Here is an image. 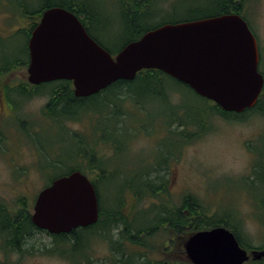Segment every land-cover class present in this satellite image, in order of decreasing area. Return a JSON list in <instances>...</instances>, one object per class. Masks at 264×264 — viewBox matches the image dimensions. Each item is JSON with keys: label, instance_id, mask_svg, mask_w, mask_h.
Returning <instances> with one entry per match:
<instances>
[{"label": "rangeland", "instance_id": "obj_1", "mask_svg": "<svg viewBox=\"0 0 264 264\" xmlns=\"http://www.w3.org/2000/svg\"><path fill=\"white\" fill-rule=\"evenodd\" d=\"M83 1L96 13L93 32L106 47L114 53L119 52L128 39L121 6L124 1L132 0ZM223 1H160L153 8L154 13L147 19V23L153 26L187 17L205 16L213 13L216 4H222ZM3 2L8 1L0 0V3ZM26 4L31 10H36L42 6L43 0H28ZM243 9V18L259 46V70L264 73V0H245ZM24 19L22 14L13 11L11 7L0 4L1 30L25 27ZM35 21L38 22L36 19ZM32 22L34 24V19ZM25 43L26 38L22 34L16 36L10 32L1 36L0 61L8 64L17 56H22ZM49 90V87H44L41 91H36L29 102L19 109V119H26L29 128L27 132H21L19 129H22V126L18 123V134L11 138L16 140V145L9 147L6 138L5 152L0 153V204L16 208L19 197H25L30 203L31 213L35 199L45 185L53 178L69 172L75 153L79 149L93 145L97 125L95 118L90 114L76 122L58 123L47 117L45 109L50 101ZM179 90L180 95H175L174 103L198 107L204 104L185 87H179ZM144 106L145 110L141 115L128 118L124 122L126 133L120 143L121 154H113V150L106 146L100 149L102 154H107L110 158L107 166L110 173L98 185L99 204L106 210H113L123 197L124 210L130 211V214L136 217L130 219L133 230L123 234L125 226L120 223L119 226L110 225L108 230L92 231L93 235H86L87 238L82 240L83 245L79 247L76 263L81 261L88 264V258L92 264H114L117 256L122 255V252H116L118 247L123 248L125 256L135 255L134 242L130 243L135 240H143V246L142 242L135 245L144 247L145 253H152L150 248L154 247L155 243L158 245L167 240L166 234L152 232L149 237L144 238L145 235H141L134 240L128 237V234L136 235L137 227L148 229L149 225L153 226L154 215L149 210H161L160 206L163 204L169 209L179 207L185 195L189 193L196 195L203 206L208 208L207 211L218 210L221 215L240 212L245 216L256 213L263 226L257 221L260 225L258 231L251 224L247 225V229L257 235L253 237L252 245L264 247V114L250 115L243 122L226 121L220 116L212 115L200 137L190 136L189 139H184L178 132H170L175 127L169 126L173 119V109L169 104L148 95ZM137 108L128 105L127 110L137 113ZM175 117L188 120L194 116L190 112L187 115L177 112L174 119ZM142 124L145 130L136 133L135 130ZM133 133L138 134V137L132 140L135 135ZM129 138L131 140L127 144ZM166 158L169 162L157 173H152L153 177L156 176L154 178L159 176L160 184L166 182L168 190L162 197L147 196L137 202L136 198L125 193L129 183L135 186L139 183L134 179L136 170L146 172L148 164L155 165ZM76 161L74 163L82 162L79 159ZM55 162L61 163L63 167L59 166L48 174L42 172V168ZM253 166H256L254 170ZM87 176L93 181L97 178L94 173ZM187 240L188 238L183 242V247L182 244L176 247L171 256L182 258ZM54 241L49 234L39 232L25 244V253L22 256L13 254L9 256V261H6L0 249V264H73L59 254L45 253L46 249L52 248Z\"/></svg>", "mask_w": 264, "mask_h": 264}, {"label": "water", "instance_id": "obj_2", "mask_svg": "<svg viewBox=\"0 0 264 264\" xmlns=\"http://www.w3.org/2000/svg\"><path fill=\"white\" fill-rule=\"evenodd\" d=\"M33 85L71 81L76 98H90L144 70H158L188 86L223 111L242 114L255 107L264 88L255 36L238 14L167 23L112 55L62 7L45 10L29 42ZM99 200L82 172L58 177L34 202L32 223L51 235L69 234L99 220ZM194 264H243L250 256L224 229L198 232L185 243ZM253 260L264 250L252 251Z\"/></svg>", "mask_w": 264, "mask_h": 264}, {"label": "trees", "instance_id": "obj_3", "mask_svg": "<svg viewBox=\"0 0 264 264\" xmlns=\"http://www.w3.org/2000/svg\"><path fill=\"white\" fill-rule=\"evenodd\" d=\"M8 2H18L27 3L28 0H7ZM164 0H132V2H126L121 6L122 14L124 16V26L125 32L128 35V39L124 43V46L132 41L139 40L147 31L153 30L163 24L167 23H178L187 22L192 20L216 17L223 14H243V7L245 0H224L222 4H216L214 12L201 17H187L183 20H175L171 22H165L158 25H149L147 19L154 13L153 8L156 4ZM62 7L68 11L74 13L80 21L85 26L89 35L103 48H105L112 55L114 53L110 48L106 47L100 40L99 37L93 32L94 20L96 17L95 10L87 7V3L83 0H43L42 6L36 10H32V15L34 19L33 27H36L35 19L39 21L43 12L52 7ZM243 17V15H242ZM123 46V47H124ZM122 47V48H123ZM121 48V49H122ZM171 82L172 84H168ZM169 86L171 88H169ZM49 87L50 101L46 106V116L52 120L60 123L62 120L65 121H78L88 114L95 118L96 129L94 135V142L92 146L82 147L75 153V159H79L82 162H77L75 159L72 161L73 166L67 175L73 171H80L84 174L94 173L97 178H94L95 189L97 191L99 183L110 173L108 169L109 159L107 154H102L100 151L101 147H108L113 150V154H121V144L123 141V135L125 132L124 122L126 120L135 118L136 115H141L145 110L144 100L148 95L159 99L161 102H165L170 105L173 109V119L169 123L170 127H175L174 130L170 132H178V134L184 139H189L192 137H200V135L205 132V126L207 120L210 116L217 115L225 119L226 121H246L247 117L255 114H264V89L259 97V100L254 108L247 110L242 114L229 113L223 111L218 105L212 101L205 100L198 95H196L188 86L174 80L173 78L165 75L158 70H144L141 71L135 80L133 81H119L109 87L108 89L102 91L101 93L92 96L90 98H76L74 96V90L69 81H57L48 84H44L42 88ZM179 87H185L191 93H193L197 98L201 99L204 104L198 106H185L184 103H174L175 95L179 94ZM76 104V106L74 105ZM128 105H133L138 107L139 112H130L127 110ZM76 107L78 112L76 114H71V110ZM184 113L185 115L190 112L194 117L188 118V120L180 119L175 117L176 113ZM195 114V115H194ZM64 118V119H63ZM199 118V119H198ZM92 119V118H91ZM193 131H190V130ZM195 129V130H194ZM145 130V126L140 125L135 131L140 133V131ZM135 134V133H133ZM116 135L115 137H113ZM120 138L117 139L116 137ZM138 137L135 134L132 140ZM96 138V139H95ZM131 138L127 139L126 143L129 144ZM169 159L166 158L163 162H156V164H148L146 172H141L136 170L134 179L139 181V185L135 186L129 183L127 186L128 193L136 198L137 202L141 201L144 197L160 198L168 190L166 182L163 184L159 183V176H152V173H157L165 163H168ZM59 166L63 165L61 163H52L42 168V172L48 174L54 170H57ZM158 167V168H156ZM256 166H253V170ZM62 176V175H61ZM60 177V176H58ZM100 178V180H98ZM53 178L46 186H49L54 180ZM136 184V183H135ZM98 195V191H97ZM124 195V194H123ZM27 198L19 197L17 200L16 208H10L5 204H0V249L6 257V261H9V256L13 254H20L21 256L25 253L24 247L29 239L39 232H44L38 229L31 221V210L30 203L27 202ZM99 200V195H98ZM125 200L122 197L119 205L113 210L104 209L101 204H99L100 217L99 221L86 228H79L72 231L69 234L61 235H50L53 237L54 244L52 248L46 249L45 253L49 254H59L60 257L68 259L76 263L77 254L79 247H81L82 240L87 238L86 235H93L92 231L96 229L108 230L111 227L119 226L120 223L124 222L126 224L127 217H123L120 213L124 210ZM133 209V206L131 207ZM157 208V207H155ZM161 210H191L207 211L208 208L203 206L202 201L194 194H186L181 205L179 207L174 206L169 209L167 205L160 206ZM166 208V209H165ZM154 211V210H153ZM158 211V210H155ZM218 211V210H215ZM148 212V211H144ZM149 212H152L149 210ZM129 232H132V226L129 224ZM145 235L144 238L152 235V229H141L136 231L134 237ZM134 244H141L143 246V240L131 241ZM146 244V243H145ZM144 248V247H143ZM147 249V248H146ZM124 251L123 248H116V252ZM125 254L123 253L121 257L117 256L114 260V264H127L125 259ZM88 264L92 262L87 258ZM131 259H129L130 261ZM2 264H9L2 263ZM78 264V263H76ZM79 264H83L80 263Z\"/></svg>", "mask_w": 264, "mask_h": 264}, {"label": "flooded vegetation", "instance_id": "obj_4", "mask_svg": "<svg viewBox=\"0 0 264 264\" xmlns=\"http://www.w3.org/2000/svg\"><path fill=\"white\" fill-rule=\"evenodd\" d=\"M0 4L7 8L11 7L13 11L22 14L25 18L23 21L26 22L25 27H18L13 30H1L0 27V37L6 35V33L12 32L16 34V36L22 34L26 38L22 56H17L12 62L8 64L0 61L1 153L5 152V145L7 142L9 143V147H13L16 145V140H11V138H15L18 134V123L20 126H22V129H19V131L27 132L29 124L27 125L26 119H19V109L23 108V105L29 102L34 94H36V91H41L44 84L36 86L29 81L28 69L31 61L29 42L32 37L33 30L35 29L32 22V10L27 6L26 3L23 4L18 2H3ZM40 20L41 17L38 23L40 22ZM71 85L73 87L72 82ZM74 105L76 106V104ZM77 112L78 109L74 107L70 113L76 114ZM120 213L123 217H127L126 224H124V222L121 223V225L123 224L125 226V232L123 231L124 234L128 232L129 224L133 225L130 219L136 217L130 214V211L127 210H122ZM150 213H153L154 215L152 219L153 226L151 224L148 227L152 229L153 234L162 232L167 235L168 239L163 240L162 243L158 245L155 243V246L150 248L153 251L150 254L145 253L143 250L144 248L141 245H135L133 244V242H130L131 244H133L136 252L135 255L125 257V259L127 260V264H194L189 260L184 248V252H182L184 256L182 258H175L171 255L173 251H175L176 247H178L179 245L181 246V244L183 247V242L191 235L198 232L211 231L216 228H224L230 231L234 235L239 246L247 252L250 258L243 264H264V258L260 260H253L252 258V251H261L264 250V247L259 248L252 245L251 242L253 241V237H256L257 235L247 229L248 224L256 227L257 231L260 225L263 226V223L260 221V219H258L256 213L255 215L253 214L249 216L242 215L240 212H237L234 215H221L220 211L203 210H158L152 211ZM257 221L260 223V225ZM142 228L137 227V231L141 230ZM45 233L49 234L47 231H45ZM134 236L135 233L128 234V237L133 240L137 238ZM139 237L141 236L138 235V238ZM123 253L124 252L122 251V254ZM129 259L131 260L129 261Z\"/></svg>", "mask_w": 264, "mask_h": 264}]
</instances>
